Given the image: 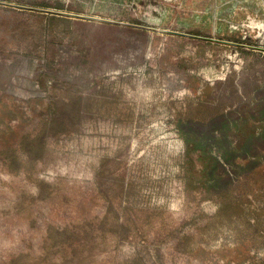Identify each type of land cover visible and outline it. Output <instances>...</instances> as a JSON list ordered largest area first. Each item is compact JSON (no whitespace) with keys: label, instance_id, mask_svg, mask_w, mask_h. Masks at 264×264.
Here are the masks:
<instances>
[{"label":"rangeland","instance_id":"obj_1","mask_svg":"<svg viewBox=\"0 0 264 264\" xmlns=\"http://www.w3.org/2000/svg\"><path fill=\"white\" fill-rule=\"evenodd\" d=\"M0 264H264V0H0Z\"/></svg>","mask_w":264,"mask_h":264},{"label":"water","instance_id":"obj_2","mask_svg":"<svg viewBox=\"0 0 264 264\" xmlns=\"http://www.w3.org/2000/svg\"><path fill=\"white\" fill-rule=\"evenodd\" d=\"M74 15L84 16V17H88V18H93V17H91V16H86V15H79V14H74Z\"/></svg>","mask_w":264,"mask_h":264}]
</instances>
